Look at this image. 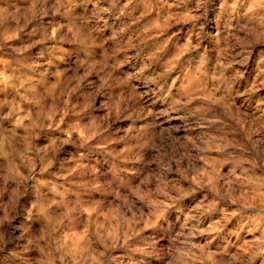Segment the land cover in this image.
<instances>
[{
  "label": "rangeland",
  "instance_id": "374dc122",
  "mask_svg": "<svg viewBox=\"0 0 264 264\" xmlns=\"http://www.w3.org/2000/svg\"><path fill=\"white\" fill-rule=\"evenodd\" d=\"M0 264H264V0H0Z\"/></svg>",
  "mask_w": 264,
  "mask_h": 264
}]
</instances>
